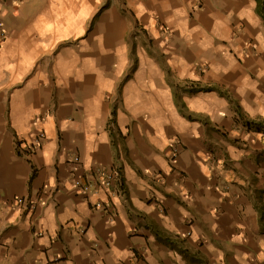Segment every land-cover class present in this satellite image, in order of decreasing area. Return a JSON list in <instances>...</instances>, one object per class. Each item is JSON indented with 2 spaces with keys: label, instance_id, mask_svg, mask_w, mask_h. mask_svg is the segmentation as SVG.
<instances>
[{
  "label": "crops",
  "instance_id": "crops-1",
  "mask_svg": "<svg viewBox=\"0 0 264 264\" xmlns=\"http://www.w3.org/2000/svg\"><path fill=\"white\" fill-rule=\"evenodd\" d=\"M0 23V264H175L165 260L169 250L151 222L192 247L204 238L200 249L211 261L264 260L257 212L244 199L235 204L233 185L230 200L219 193L211 173L221 165L210 158L205 126L179 112L157 62L145 70L141 54L116 109L133 165L117 159L107 130L137 28L157 38L175 79L224 87L247 117L264 118V23L254 0H0ZM201 62L209 63L202 72ZM148 73L158 77L140 78ZM182 101L191 113L240 132L217 92ZM242 130L245 141L253 139ZM40 132L46 140L35 146ZM175 140L169 165L166 149ZM236 151L237 166L239 155L254 152ZM114 167L127 201L115 199L110 220L96 203L114 201L101 181ZM17 197L35 205L13 209Z\"/></svg>",
  "mask_w": 264,
  "mask_h": 264
},
{
  "label": "rangeland",
  "instance_id": "rangeland-1",
  "mask_svg": "<svg viewBox=\"0 0 264 264\" xmlns=\"http://www.w3.org/2000/svg\"><path fill=\"white\" fill-rule=\"evenodd\" d=\"M109 6V4H106L102 9H105ZM92 22V21H91ZM154 27L160 31H165L162 27H160V24L155 21ZM91 24V23H90ZM168 29V28H167ZM165 33V32H163ZM162 34V33H161ZM153 33H147L146 31L141 30L140 28H137L133 35L131 36L129 40V56H130V63H129V69L127 73L125 74L123 80H121L117 88L115 90V94L111 96L113 101V106L117 109L119 102L122 99V90L125 83L131 78L133 73L136 71L138 66V61L141 60V54L146 60V64L144 66L145 70L151 66V60L155 61L161 66L164 74H165V84H167L172 91V94H177L181 97V100L185 96V94H196L198 92H195V90H198L200 87H204V85L208 83L202 84L200 87H192L190 86V83H187L188 79L185 80H178L173 77V73L170 71V69L166 66V55L161 52V49L156 45L157 38H153ZM161 38V37H160ZM209 67L208 62H201L197 63V69L202 72L207 70ZM142 77H145V80L147 78H157L158 76H154L153 74H144L141 75ZM188 81H194V80H188ZM147 85V83H146ZM147 89V86H146ZM202 92V91H201ZM228 101V100H227ZM207 103H211V100H207ZM229 102V101H228ZM185 104V103H184ZM230 104V102H229ZM231 105V104H230ZM233 108V113L235 115V109L234 106L231 105ZM188 109V108H187ZM194 114V113H193ZM193 121H201L203 122L205 126V131L209 135V152H210V158L211 160L218 164L220 163L221 167L220 169L217 168L215 171H213L211 174L213 175L215 179V184L219 185V193H223L226 199L230 200V190L231 185L234 187V192L238 193L240 197L235 198V204L236 202H239L241 199H244L246 202H248L251 206H253V209L257 212V209L264 205V166H261V163H264V131H258L256 127L254 128H248L246 127V120L243 118H239L236 120L239 124H235L233 131L236 130L240 132L233 133L231 130H226L224 126L220 127L217 124H214L210 120H208L206 117H202L200 115L195 114ZM245 115V114H244ZM246 118H249L245 115ZM185 119H187L185 117ZM117 122V120H116ZM108 124V123H107ZM116 124L112 125L110 127L111 130L114 131L115 137H111V143L113 147L117 148L119 150V157H122L125 161H127L129 164L133 165V163L129 160V150L127 147V136L123 135L122 132H119L118 129H116ZM243 127L246 128L247 131H252L251 133L255 134L252 135L253 139L250 137V140H244L245 134L243 132ZM107 130L110 133L109 127H107ZM46 140V138H45ZM252 140L251 146L244 147L243 144L248 143ZM181 142V141H180ZM180 146V144L175 141H171L167 145L166 154H167V160L168 164L172 165V160L175 158V150ZM253 149L254 152L249 156L245 154L243 156L239 155L242 158L243 166H237L234 162L235 157L233 158L231 151L236 152V149ZM235 153V154H236ZM117 154V153H116ZM249 159V160H247ZM240 160V159H238ZM121 163V162H120ZM119 166V165H115ZM113 171L116 170L117 176L113 174V172L110 174H103L102 176V182L109 183L106 188L109 190H106V194L108 195V198L111 197L114 198V201L106 200L105 202H98L96 203V206L100 207L103 210L109 211V219H114V211H115V204H116V198L123 199L127 201V198L125 197V189L122 186L121 178L122 172L120 167H114L112 169ZM230 175V176H229ZM101 181H98V184L101 185ZM157 182V181H156ZM109 192V193H107ZM115 202V203H114ZM1 209V208H0ZM2 211V209H1ZM25 211H28L25 210ZM258 215V214H257ZM150 223V222H148ZM259 223V222H258ZM151 224V223H150ZM192 223H188V225H191ZM260 227L261 232L264 234V227ZM157 239V238H156ZM159 243H163L159 239H157ZM177 245V249H171L167 245L165 247L169 250L167 251V255L165 257V260H168L170 262H175V264H203V260L195 255L196 251H200L201 254L204 256L205 260L208 262V264H226L224 260L216 262L211 261L200 249L202 246L206 244V240L202 237H197V240L195 241L196 247H192L189 243H182L179 240L174 239L173 241ZM164 244V243H163ZM160 252L158 251V255ZM161 255V254H160ZM251 259V255L249 258L246 257V260L241 264H251L249 260ZM261 256H258L257 260L252 259V264H264V260H260ZM232 264V263H231ZM235 264V263H234ZM236 264H240L238 261Z\"/></svg>",
  "mask_w": 264,
  "mask_h": 264
},
{
  "label": "trees",
  "instance_id": "trees-1",
  "mask_svg": "<svg viewBox=\"0 0 264 264\" xmlns=\"http://www.w3.org/2000/svg\"><path fill=\"white\" fill-rule=\"evenodd\" d=\"M254 2L256 3V13L257 15L262 19L263 23H264V0H254ZM100 13V10L95 14V16L92 19L91 22V26H93L94 21L98 18ZM187 83H190L193 88L194 87H200L202 86V84L199 81H188ZM217 92L218 94H220L222 97H225L231 105L234 106L235 109V113L237 115V117L239 118H243V119H247L246 120V127L248 128H254L256 127V129L258 131H264V118H256V119H250V118H246L244 115V112L242 110V107L240 106L239 102L236 100V98L224 87L218 86V85H212V84H206L204 85V87H200L198 88V90H195V92ZM174 99H175V103L176 106L179 110V112L183 115V117H186L188 120H194V117L196 116L195 114L191 113L186 105L184 104V102L181 100V97L177 94H173ZM116 117H117V112H116V108L114 107L112 112H111V117L108 121L107 127H109L110 130V135L111 137L113 136V138L115 137V133L113 130L110 129V127L114 124H116ZM116 148V147H115ZM117 149V148H116ZM33 168V173H32V177L31 179L35 176L36 170ZM122 181V186H124V179L121 178ZM31 184V181H30ZM257 214H258V222L259 225L261 227H264V205L260 206L257 209ZM151 226H152V232L154 234V236L159 239L160 241H162L165 245H167L168 247H170L171 249L176 250L177 249V245L173 242L174 239L179 240L180 242L184 243L185 241L183 239H181V237L179 235L173 234L165 229H163L162 227L156 225L155 223L151 222ZM195 255L199 258H201L203 260V264H208V262L205 260L204 256L201 254L200 251H196Z\"/></svg>",
  "mask_w": 264,
  "mask_h": 264
},
{
  "label": "built area",
  "instance_id": "built-area-1",
  "mask_svg": "<svg viewBox=\"0 0 264 264\" xmlns=\"http://www.w3.org/2000/svg\"><path fill=\"white\" fill-rule=\"evenodd\" d=\"M4 32L2 30V24L0 23V46L2 44V42L4 41ZM45 133L44 132H40L37 139H36V143H35V146L37 145H41L43 143V141L45 140ZM19 150L22 152V153H31V150H32V146H28V145H23L21 143H19ZM113 172L114 175L117 176V173H116V170H112L110 172V174ZM106 186L109 185L108 181L107 183L105 184ZM35 205V201L34 202H31L30 198L28 197H17L14 199L13 203L10 204L9 206H11L13 209H16V210H29V209H32V207ZM1 209H0V214H1ZM39 235H42V233H39Z\"/></svg>",
  "mask_w": 264,
  "mask_h": 264
}]
</instances>
